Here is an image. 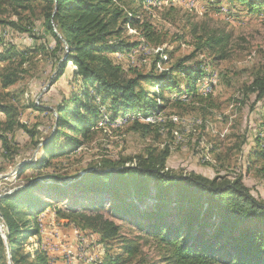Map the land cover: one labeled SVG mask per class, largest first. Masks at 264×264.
Returning a JSON list of instances; mask_svg holds the SVG:
<instances>
[{
	"label": "trees",
	"instance_id": "trees-1",
	"mask_svg": "<svg viewBox=\"0 0 264 264\" xmlns=\"http://www.w3.org/2000/svg\"><path fill=\"white\" fill-rule=\"evenodd\" d=\"M5 1L0 0V4ZM146 1L9 0L10 4L35 15L39 8L42 34L52 38L53 46L38 44L33 50L41 51L53 64L55 73L50 83L60 78L66 65L71 64L72 76L80 87L56 104V128L49 142L42 146L39 160L19 166L17 175L23 176L25 183L0 196V222L5 233V240L0 235V264H7V260L11 264H51L41 246L30 251L24 244L29 237L39 234L43 218L54 202L62 205L53 207L56 215L76 218L81 223V232L89 230L98 235L104 246L99 264L134 261L139 264H264V202L255 198L241 176L228 181L221 176L209 178L196 172H174L166 165L168 147L159 151L148 149L125 160L105 159L97 169H87L83 175L63 184L57 183L53 174L41 172V167L49 164L53 155L67 154L74 144L91 139L102 119L101 109L107 112L109 120L119 116L129 120L134 113L147 115L152 110L164 109L169 101L163 96L167 89L198 96L195 84L202 70L199 65H184L197 52L179 59L174 67L159 74L152 67L150 72L131 76L113 60V54H127L137 45L121 38L124 26L139 29L144 39L155 38L150 24L139 23L137 18ZM231 1L239 2L249 13L258 12L264 6V0ZM4 22L21 31H30L17 21H1ZM227 42V36L212 33L197 48L212 49L217 52L214 59H223L227 56ZM5 53L0 54V59L7 60L0 69L2 89L19 80L25 72L26 61L25 56L14 58L12 52ZM171 73L184 77V88H180L181 84ZM249 87L256 101L264 97V69L253 74ZM6 95L0 92V114L3 115L0 141L5 153L9 151L6 134L16 128L26 129L16 118V107L3 99ZM32 107L48 111L35 103ZM133 119V130L143 133L152 130L153 123ZM58 139H62V147L55 149ZM143 198L153 203L143 207L140 205ZM107 202L110 206L104 209ZM117 219L133 223L140 234L133 237L122 234L123 224ZM148 244L154 249L155 257L146 261L142 247Z\"/></svg>",
	"mask_w": 264,
	"mask_h": 264
},
{
	"label": "rangeland",
	"instance_id": "rangeland-1",
	"mask_svg": "<svg viewBox=\"0 0 264 264\" xmlns=\"http://www.w3.org/2000/svg\"><path fill=\"white\" fill-rule=\"evenodd\" d=\"M36 10V15L32 14L30 10L10 4L9 0L0 4V54L10 51L14 58L26 57L25 72L19 80L7 89L0 87V92L7 93L3 98L5 102L16 107L17 120L26 125V129L16 128L6 134L9 143L6 153L0 141V196L25 183L23 176L17 175L19 166L39 160L42 146L49 142L56 128V104L80 87L72 76L71 64L66 65L60 78L50 83L55 73L53 64L41 51L33 49L38 44L51 48L53 40L42 34L39 8ZM137 18L139 23L150 24L155 38L144 39L139 29L124 26L121 38L137 45L127 54H113V60L131 76L150 72L152 67V71L159 74L174 67L179 59L197 52L184 65H199L202 70L195 84L198 96L167 89L163 96L169 101L164 109L152 110L147 115L134 113L129 120L124 116L109 120L107 112L101 109L102 119L91 139L74 144L67 154L53 155L51 162L41 167V172L53 174L57 183L63 184L83 175L87 169H97L105 159L125 160L148 149L159 151L168 147L167 168L177 173L196 172L209 178L221 176L228 181L241 176L255 198L264 202V97L256 101L249 90L253 74L264 69V6L258 12L249 13L245 6L231 0H147ZM9 20L19 22L30 31L1 23ZM212 33L228 37L227 56L223 59H214L217 52L212 49L197 48ZM6 63L7 60L0 59V69ZM171 77L184 88L186 81L182 75L171 73ZM176 96L178 101H175ZM34 103L48 111L34 109ZM133 118L153 123L152 130L149 133L133 130ZM54 146L61 148L62 139ZM38 194L44 197L42 192ZM147 199L143 198L140 205L146 207L147 203H153ZM55 204L45 217H51L60 230L81 232L80 221L73 217L60 218L53 208ZM109 206L107 202L104 209ZM116 221L123 224L122 234L128 237L140 234L133 223ZM2 226L0 222L1 237L5 235ZM82 232L87 240L84 248H90L101 258L92 254L89 264H99L103 244L97 234L89 230ZM30 238L32 236L24 246L33 251L28 244ZM142 257L146 261L154 259L151 245L142 247ZM7 264H11L10 260Z\"/></svg>",
	"mask_w": 264,
	"mask_h": 264
},
{
	"label": "crops",
	"instance_id": "crops-1",
	"mask_svg": "<svg viewBox=\"0 0 264 264\" xmlns=\"http://www.w3.org/2000/svg\"><path fill=\"white\" fill-rule=\"evenodd\" d=\"M40 230L41 231H39L38 235H34L32 236V238H30V243H31L30 247L32 249L41 246L43 250H45L46 253L48 254L51 264H62V257L60 253L61 246L68 244L72 246L73 250H77L78 247L80 249L81 247L79 242L75 240V232L73 234L71 230L70 232L64 229L60 230L58 224L55 225L54 222H52L51 217L43 218L42 224L40 226ZM89 250L90 248L89 249L87 248L85 249V252L92 253V251ZM92 254L98 257V255L94 253ZM76 264H84V263L81 260H78Z\"/></svg>",
	"mask_w": 264,
	"mask_h": 264
},
{
	"label": "built area",
	"instance_id": "built-area-1",
	"mask_svg": "<svg viewBox=\"0 0 264 264\" xmlns=\"http://www.w3.org/2000/svg\"><path fill=\"white\" fill-rule=\"evenodd\" d=\"M75 240L80 244V249L73 250L66 245L61 246L60 253L62 257V264H76L78 260H81L84 264H89L90 254L85 252V244H87L86 238L81 234V232H75ZM79 246V245H78Z\"/></svg>",
	"mask_w": 264,
	"mask_h": 264
},
{
	"label": "water",
	"instance_id": "water-1",
	"mask_svg": "<svg viewBox=\"0 0 264 264\" xmlns=\"http://www.w3.org/2000/svg\"><path fill=\"white\" fill-rule=\"evenodd\" d=\"M2 238L5 240V235H2Z\"/></svg>",
	"mask_w": 264,
	"mask_h": 264
},
{
	"label": "bare ground",
	"instance_id": "bare-ground-1",
	"mask_svg": "<svg viewBox=\"0 0 264 264\" xmlns=\"http://www.w3.org/2000/svg\"><path fill=\"white\" fill-rule=\"evenodd\" d=\"M2 227H4V226H2ZM2 232H1V229H0V234H1Z\"/></svg>",
	"mask_w": 264,
	"mask_h": 264
}]
</instances>
